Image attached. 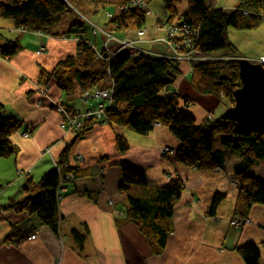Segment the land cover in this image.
I'll use <instances>...</instances> for the list:
<instances>
[{
  "label": "crops",
  "instance_id": "0c3cea01",
  "mask_svg": "<svg viewBox=\"0 0 264 264\" xmlns=\"http://www.w3.org/2000/svg\"><path fill=\"white\" fill-rule=\"evenodd\" d=\"M115 1L114 13L93 10L89 18L96 28L92 27L95 35L100 32L103 38L99 55L105 52L101 32L106 30L104 25L126 2ZM145 1L150 4L152 13L147 16L144 41L135 46L137 50L148 52L155 48L154 40L164 37L163 32L156 30V20L160 16L165 17V8L160 0ZM187 2L179 1V14L184 12ZM205 2L211 9L229 11L238 0ZM13 29L12 20L0 18V47L14 40L21 46V50L11 58L0 59L1 116L21 121V126L9 137L15 153L8 158H0V264H245L238 249L246 245L257 247L259 264H264V205L251 207L247 214L251 224H230L235 216L238 195L234 178L240 163L238 156L219 146L215 151L223 154L222 166L213 170L186 167L176 162L174 153L161 155V148L175 152L179 146L165 125L155 127L145 135L137 134L125 123H93L78 135L65 132L61 126L62 117L56 113L53 104L85 110L94 107L96 101L83 103V90L77 84L70 93L59 89L54 81L43 87L38 75L41 69L50 72L59 61L75 55L76 44L72 40H45L38 35L11 33ZM239 34L254 35L244 44V50L239 47L242 42H232L238 54H246L242 57L251 61L264 60V24L257 30ZM232 35L235 37L236 33L233 31ZM254 41L257 42L256 48L252 45ZM42 47L46 50L41 51ZM94 48L97 51V46ZM218 57L228 58L222 54ZM180 67L183 76L171 89L190 100L184 110L195 118L198 125L206 123V115L210 111L213 112L212 120L221 118L228 108L225 102L195 94L189 82L185 81L191 65L181 63ZM105 85L101 82L97 88ZM37 88L46 89L45 96H40ZM25 133L30 136L25 138ZM117 137L126 141L127 151L119 152ZM70 144L68 166H75L78 153L84 160L78 167L81 177L64 187L63 198L58 204L59 233L55 235L47 227L39 225L34 216L15 212L9 206L11 202H21L28 196L39 194L37 183L55 167L63 150ZM121 165L142 173L146 185H131L121 192ZM258 169L262 170L261 174H257ZM252 171L264 182V162L257 163ZM176 178L182 181L183 191L180 199L175 201L166 245L162 252L157 253L155 245L149 243L126 219V198L146 200L154 188L167 186L171 179ZM28 179L34 186L26 192L24 188ZM216 194L221 195V199L211 211ZM15 225L21 231L35 226L37 232L20 242H7L6 238ZM73 231L84 235L82 247L73 238Z\"/></svg>",
  "mask_w": 264,
  "mask_h": 264
},
{
  "label": "trees",
  "instance_id": "16d2710c",
  "mask_svg": "<svg viewBox=\"0 0 264 264\" xmlns=\"http://www.w3.org/2000/svg\"><path fill=\"white\" fill-rule=\"evenodd\" d=\"M76 1L79 0L0 2V18L12 20L15 27L44 33L54 26L61 13L67 11L69 3ZM130 1L126 0L120 7L129 5ZM160 1L165 8V17L157 18L156 25L161 24L164 37L160 41H155V48L152 47L147 53H140L137 56H131L135 49L121 48L109 64V73L105 63L87 72L74 70L76 58L83 54L82 65L86 70L94 66L100 58L86 43L80 42L75 45V55L59 61L50 72L41 69L38 75L39 82L46 87L49 82L54 81L59 89L70 93L75 84L83 91H89L97 89L107 77L112 79L113 102L105 113L110 124L122 123L121 110L125 107L128 113L125 124L137 134H147L154 121L165 125L179 144L178 149L175 152L170 151L169 154L174 153L176 162L189 168L212 170L222 166L223 154L221 151L213 150L214 139L220 136L221 148L229 150L240 159L234 174L238 186L234 211L235 216L245 217L253 205H264V182L252 171L257 163L264 162V134L221 118L207 119L208 134H205L203 125H198L195 118L184 110V106L190 100L171 88L183 76L181 63H187L191 65L188 82L195 94L213 97L225 102L227 107L232 106L233 93L240 87L237 60L242 56L238 54L234 44L229 42L227 29L242 32L257 30L264 24V0H238L237 5L229 11L211 9L205 0H188L182 14L177 11L180 0ZM145 15L144 9L130 10L114 16L107 26L112 32L126 35L128 31H135L143 26ZM80 22L79 18L75 25ZM172 26L183 30L186 28L190 35L183 32L174 38L167 37V28ZM108 45L110 47V43ZM0 50L6 58H11L21 50V47L18 42H7ZM174 51L182 59L175 60L168 56L172 52L174 54ZM223 52L226 54L222 55H227L228 58L218 57ZM104 53L102 52V57ZM188 54H192L193 59L196 55V61L192 60L190 63L185 56ZM262 61L264 60H259ZM224 71H228L227 76H223ZM1 111L0 105V158H8L15 153L9 137L21 126V121L13 117H2ZM91 123L90 121L85 123L83 132L91 127ZM116 146L121 153L128 150L126 141L120 137L116 138ZM70 148L71 144L63 150L57 166L65 175L73 171L75 175L81 176L79 169L72 170L67 166ZM119 168L121 192H125L131 185H146L142 173L135 172L125 165ZM32 186L33 181L28 179L25 191H30ZM37 186L40 190L37 197L11 202L9 207L15 212L36 216L39 225L57 234L58 201L55 193L58 172L55 169L49 170L39 180ZM182 191L181 180L171 179L167 186L154 188L153 196L146 200L130 196L126 198V219L137 227L149 243L155 245L157 253L163 251L171 233L175 201L180 199ZM220 199L221 195L217 194L211 211ZM36 231L35 226L21 231L15 225L11 228V234L6 241L20 242L33 236ZM72 236L82 247L84 235L73 231ZM238 252L245 264H259V251L255 245L241 247Z\"/></svg>",
  "mask_w": 264,
  "mask_h": 264
},
{
  "label": "rangeland",
  "instance_id": "374dc122",
  "mask_svg": "<svg viewBox=\"0 0 264 264\" xmlns=\"http://www.w3.org/2000/svg\"><path fill=\"white\" fill-rule=\"evenodd\" d=\"M0 1L5 2V3H11V2H13L15 0H0ZM23 1L26 2L28 0H23ZM116 6H117V3H116L115 0H109V2H106V3L105 2H101L99 0H79V1H76V2H74L72 4V8H71L70 11H68V12L64 13L63 15H61L60 16L61 18L56 21L54 26L52 28H50L48 30V32H44V33L42 32V34H44V35H52L53 36V35L56 34V32L63 33V32H68V30H71L72 33H73L72 35H74V33H76L80 37L88 39L92 43V45L97 46V51L100 52L101 51L100 45L103 42V38L101 37L100 32H97V35H92L91 30H92V27L94 28L95 26L93 25V23H91L89 21V18L91 17V14H92L93 10L97 11V10L101 9L102 12H105V10H108L111 13H114V10H115ZM106 16H108V15H106ZM78 17H81L83 19V25L82 26H72L73 23L75 22V20ZM1 19H4V18H1ZM107 25H108V23L106 25H104L105 28L108 27ZM162 28L163 27L161 26V24H157L156 25V30L162 32L163 31ZM94 30H96V28H94ZM233 31L236 33L235 37H233V35H232ZM24 33H25L24 35H30V36L37 35L36 32H34V31L28 32V33L24 32ZM102 33H103L104 39L105 38L109 39V37L111 36L110 32H108L106 30H103ZM239 33H246V32L237 31L235 29L228 28L227 29V38H228L229 42H234L236 44H239L240 42H242L243 45L239 44V47L244 50V48H245L244 44H246V42L248 40H252L253 39L252 36L254 34H250L249 35V34H239ZM251 33H254V32H251ZM19 34H23V33H19ZM113 35H118V34L113 33ZM243 35H245L246 37L243 36ZM109 41H110V39H109ZM137 41L138 42H143L144 41L143 35L140 38H138ZM153 44H155V42H153ZM256 44H257V42L254 41V43L252 45H254V47L256 48ZM31 45H32V42H31ZM125 45H128V44L125 42ZM107 50H109V46H108ZM248 52H251V50L249 49ZM172 54H173V52H172ZM172 54L171 55L168 54V56H170L171 58H174L175 60L182 59V57L177 55L175 51H174V54L173 55ZM221 54H226V52H223ZM240 55L241 56H247L246 54L243 55V53H240ZM161 56H162V54H161ZM195 57L197 58L196 55H195ZM199 57L201 59H203L202 56H199ZM5 58L6 57L4 56V53H2L0 59H5ZM83 60H84L83 54H81V57L78 56L76 58V64H75L74 70H81V71H87L88 72L90 70H93L96 67H99L102 64V61L98 60V61H96L94 66H92V67H90V69L86 70V69H84V67L82 65L83 64ZM193 60H195V58ZM252 60H253L252 62H254V63H260L259 61H257V59H252ZM180 61H182V60H180ZM227 75H228V71H224L223 72V76H227ZM185 81L187 82L188 80H185ZM60 106H62V105H60ZM62 107H64V106H62ZM212 118H213V112L210 111L206 115V120L207 119H212ZM120 119H121L122 123H125L127 121V119H128V113L126 112L125 107H122L121 118ZM159 126H161V124H159V125H157L155 127H159ZM207 126H208L207 123L203 124V130H204L205 134H208V127ZM80 131L78 133H75V134H77V135L81 134ZM220 141H221V137L220 136H216L215 139H214V145H213V149L214 150L217 147H219V146L221 147ZM163 148H161L160 153H161V155H166L165 153L162 152ZM167 154H169V153H167ZM213 169H217V167H215ZM260 169L256 170L257 174H261L262 173V170H260ZM176 179H178V178H176ZM262 180H264V178H262ZM149 194H150V196H153V192L152 191ZM245 217H247V216H245ZM247 218H249V217H247Z\"/></svg>",
  "mask_w": 264,
  "mask_h": 264
},
{
  "label": "bare ground",
  "instance_id": "6f19581e",
  "mask_svg": "<svg viewBox=\"0 0 264 264\" xmlns=\"http://www.w3.org/2000/svg\"><path fill=\"white\" fill-rule=\"evenodd\" d=\"M0 2H2V1H0ZM143 7H136V6H133V5H125V6H123V7H119V9H118V12L116 11V13L114 14V16H117L118 14H120V13H126L127 11H130V10H141V9H144L145 11H146V15H145V19H144V23H143V26L140 28V29H138V30H135V31H128V33H126V35H124L123 33H121V34H119V35H112V33H119V32H112V30H109V28L108 27H106V30L108 31V32H110V34H111V36L109 37V39H110V41H109V39H107V38H105L104 39V48H103V50L104 51H106L107 49H108V44L110 43V47H109V50H107L105 53H104V55H103V57H102V55H99V53H98V51H96L95 50V48H94V45H92L91 44V42L88 40V39H86V38H82V37H80L79 35H77L76 33H74V35H72L73 33H72V31L71 30H68V32H63V33H58V32H56V34L55 35H44V34H42V32H41V34H38L37 32H36V34L38 35V36H40V37H43V38H45V40H48V39H51V38H58V39H63V40H72L75 44H77V43H80V42H84V43H86L91 49H92V51L96 54V56L98 57V58H100V61H102V64L103 63H105L106 64V67H107V72H108V68H109V64L111 63V61H112V59L114 58V56L117 54V53H119L120 52V50H121V48H125V47H127V48H132V49H136V46L135 45H138L139 44V42L137 41L138 40V38H140L142 35H143V37L146 35V31H147V28H146V25H147V16L149 15V14H151L152 13V9H151V6H150V4L149 3H147L145 0H143ZM5 3V2H4ZM73 4V3H72ZM72 4H70L69 3V8L67 9V11H65V12H63V13H61L59 16H58V18H57V20H59L61 17V15H63L64 13H66V12H68V11H70L71 10V8H72ZM80 18V20H81V22L79 23V24H77V25H75V22H76V20H78ZM113 18V17H112ZM75 20V22L73 23V25L72 26H82L83 25V19L81 18V17H78L77 19ZM90 22H91V20H89ZM154 23H155V14H154ZM16 28H22V27H15V29ZM11 30L10 32L11 33H13V32H16V33H22V32H19V31H17V30ZM29 32H32V30L30 31L29 30ZM91 32H92V35H95V33L93 32V29L91 30ZM28 33V32H27ZM8 42H18V41H16V40H14V41H8ZM125 42L128 44V45H125ZM154 42H155V40H154ZM19 43V42H18ZM121 43V44H120ZM117 44H118V48H117ZM131 44V45H130ZM20 45V44H19ZM46 49H45V47H42L41 48V51H45ZM0 53H3V51H1L0 50ZM140 53H142V54H144V53H147L146 51H143V50H141V49H136V51L135 52H133V54H131V56H137V55H139ZM107 57V58H106ZM5 59H9V58H5ZM101 64V65H102ZM109 73V72H108ZM105 83H106V85H105V87H102V88H97V89H95V90H89V91H83V94H82V101H83V103H85V104H87L89 101H96V104L97 103H99V101L98 100H96V99H94L93 98V95H95L97 92H99V91H104V90H107V89H112V93H111V95H110V97H112V100H111V104H112V102H113V97H114V91H113V83H112V79H110V78H108L107 77V80L105 81ZM90 91H92V92H90ZM85 94H88V99H87V101L85 102L84 101V96H85ZM102 102V101H101ZM111 104L109 105V107L111 106ZM38 105H39V103H38ZM108 107V108H109ZM53 108L54 109H56V113H60L59 112V108H60V105L59 104H53ZM66 108V107H65ZM107 108V109H108ZM67 109H73V108H67ZM88 109H90V108H87V109H85V110H88ZM107 109H106V111H107ZM73 110H80V109H73ZM85 110H82V111H85ZM106 111H105V113H106ZM93 124V122L91 123V125ZM96 124H98V125H110V121L108 120V122L107 123H105V124H102V123H96ZM85 125V124H84ZM62 126V125H61ZM151 130L153 129V128H155V121L154 122H152V124H151ZM150 130V131H151ZM84 131V127H83V129L80 131L81 133ZM73 134V133H72ZM74 135H76V134H74ZM78 155H81L80 153H78L77 154V156L75 157V161H76V164H75V166H73V167H69L68 165V167L70 168V169H78V167H79V164L80 163H83V160H84V158H83V156L81 155V160H79L78 159ZM58 164V163H57ZM57 164L55 165V167L53 168V169H55L57 172H58V186H57V189H58V187H59V183H60V174H61V176H63L64 178H66L67 176L69 177V178H72V179H67V180H65L64 182H63V184H62V186L60 187L61 188V190H62V192L60 193V199H57V189H56V193H55V196H56V200L58 201V204H59V202L62 200V198H63V194H64V187L66 186V185H70L71 183H73L74 181H75V179L77 180V178H80L81 176H77V175H75L74 173H72V172H69V173H67L66 175L65 174H63L62 172H61V170H60V168H58V166H57ZM101 172H103V170H101ZM100 172V173H101ZM39 193H40V190H39ZM39 195V194H38ZM37 195V196H38ZM36 196V197H37ZM29 198H35V197H31V196H28ZM56 201V202H57ZM27 215H29V214H27ZM29 216H34V215H29ZM35 218H36V216H34ZM37 219V218H36ZM58 221H59V219H58ZM57 227H58V233H59V222H58V224H57ZM37 232V231H36ZM58 233L57 234H55V235H58ZM36 234V233H35ZM34 234V235H35ZM33 235V236H34Z\"/></svg>",
  "mask_w": 264,
  "mask_h": 264
},
{
  "label": "water",
  "instance_id": "95a60500",
  "mask_svg": "<svg viewBox=\"0 0 264 264\" xmlns=\"http://www.w3.org/2000/svg\"><path fill=\"white\" fill-rule=\"evenodd\" d=\"M237 63L240 87L233 93V105L221 119L264 134V66L247 58H239Z\"/></svg>",
  "mask_w": 264,
  "mask_h": 264
},
{
  "label": "built area",
  "instance_id": "2783aa9c",
  "mask_svg": "<svg viewBox=\"0 0 264 264\" xmlns=\"http://www.w3.org/2000/svg\"><path fill=\"white\" fill-rule=\"evenodd\" d=\"M143 3H144L143 0H131L129 5H133L136 7H143ZM179 26H182V25H179ZM15 30L22 32V33L29 32V30L24 29V28H16ZM36 32L38 34H41V31H36ZM93 32L96 33L94 30H93ZM101 32H103V31H101ZM183 32L186 33L187 35H190V33L188 32V30L186 28H185V30H183V29L178 28L176 26L168 27L167 28V35H168L167 37L174 38V37H177L176 35L181 34ZM188 45H190V44H188ZM1 55H2V53H0V57H1ZM185 56L188 60H190V62H192V60H193L192 54H188ZM196 59L197 58L195 57V60H193V61H196ZM260 63L264 64V61H262ZM45 90L46 89H44V88H42V89L37 88V92L40 94V96H45V94H46ZM111 93H112L111 88L104 90V91L97 92L95 95H93V98L98 100L99 103H97L94 107H92L88 110H85V111L67 109L65 107L60 106L59 115H61V117H62L61 125H62L63 129L65 130V132L73 133V134L78 133L80 130L83 129L84 124L88 121L93 122V123H102V124L107 123L108 119L105 116V111L109 107V105L111 104V100H112V97H110ZM87 99H88V94H85L84 101L86 102ZM159 124H161V123L155 122V126H157ZM23 136L25 138H27L30 135L28 133H25ZM162 152L167 154L170 152V150L167 148H163ZM78 159L81 160V155H78ZM67 179H72V178H69L68 176L66 178H64L60 174V183H59V187L57 189V194H56L57 199H60V193L62 192L60 187L62 186L63 182ZM230 224L232 226L249 225V224H251V220L247 217L235 216L231 220Z\"/></svg>",
  "mask_w": 264,
  "mask_h": 264
}]
</instances>
